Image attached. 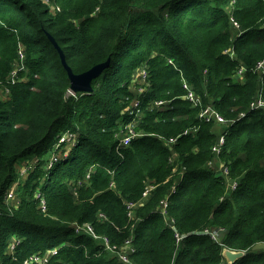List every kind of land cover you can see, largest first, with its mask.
Wrapping results in <instances>:
<instances>
[{
  "label": "trees",
  "instance_id": "1",
  "mask_svg": "<svg viewBox=\"0 0 264 264\" xmlns=\"http://www.w3.org/2000/svg\"><path fill=\"white\" fill-rule=\"evenodd\" d=\"M48 33L75 73L111 58L92 93L69 96ZM20 49L25 69L12 82ZM263 59L264 0H0V79L8 89L0 100V264L54 248L48 264H229L225 248L246 252L233 264H264V249H253L264 242V110L250 108L264 91V71L255 70ZM242 65L244 80L236 81ZM142 67L149 76L141 94ZM183 81L227 119L247 112L225 129L228 177L204 169L219 135L198 119ZM141 99L135 131L143 135L124 145L122 112ZM158 100L170 105L154 108ZM67 132L75 144L61 143L63 157L45 165ZM28 156L40 161L18 180ZM228 180L238 181L229 193ZM16 183L18 204L7 199ZM149 184L155 188L142 200ZM175 184L164 214L161 201ZM129 202L138 203L132 216ZM76 223L91 224L120 251L130 240V263ZM220 227V242L204 233Z\"/></svg>",
  "mask_w": 264,
  "mask_h": 264
},
{
  "label": "built area",
  "instance_id": "2",
  "mask_svg": "<svg viewBox=\"0 0 264 264\" xmlns=\"http://www.w3.org/2000/svg\"><path fill=\"white\" fill-rule=\"evenodd\" d=\"M226 53H228L231 56L232 59H236V54H235V52L233 51L232 48H229L226 51ZM19 55H20V60H19V64L20 65H19V67L17 69H14L12 71L11 75H10V78H11L12 82H15L16 77L18 75V71L21 70V69H25V64H24L25 53H24L23 49L19 50ZM243 70H244V68L241 67L239 69V71H238V74H242L244 72ZM255 70L258 71L259 73H262L264 71V59L257 64ZM204 72H206V71H204ZM140 75L143 78H147L149 76V72H148L146 67H142L141 68ZM1 83H2V81L0 79V84ZM183 83H184V88L186 90V94L184 95V98L186 100H188L194 107H199L200 108L199 109V113H198V118L200 120L204 121V122L214 123V124H217V125H226L229 128L237 120L241 119L242 117H245V115L247 114V112H243V113L240 114L239 117H237L235 119H227L224 115H222V113L219 110L216 109V107H214L212 105L203 106L202 98L192 88L191 84L188 83L187 81H183ZM69 93L72 94V93H75V92L70 89ZM169 103H170V101H165V100L154 101V105H157V106H165V105H167ZM141 105H142V99L141 100H137L135 103H133L132 106H131V109H130L131 110V114L137 115V113L141 110ZM250 108L252 110H258V109H263L264 110V91L261 88L258 89V91L256 92V96L251 101ZM136 126L137 125H135L133 127H127L129 131L127 132V135L125 137L121 138L122 144L129 145V143L131 142V140L134 137L143 135V133L135 131V127ZM227 129H226V131H227ZM193 131H197V127H194L193 129L185 130L183 132V135H188L189 133H191ZM69 134H70V137H69L70 139H74L75 138L74 134H72V133H69ZM65 136H66V134L62 136V138L60 139V142H64L66 140ZM177 139H178V137L171 138L169 140V143H175L177 141ZM225 142H226V132L222 131L220 133L219 137H218V140H217L216 144L213 147V151H214V153L216 155H220V153H221V151H222V149H223V147L225 145ZM74 144H75V141H74ZM57 159L58 158H55L53 162L57 161ZM53 162H51L49 164V167L51 165H53ZM24 167H27L26 173L21 174V172H20V177H24V176H26L28 174L29 167L28 166H24ZM24 167H22L20 169V171ZM223 169H224V172L222 174L226 175V177H228L229 176L228 166L223 164ZM87 177H89V175ZM17 184L18 183L14 184V186L8 191V194H7L8 201H11V202H13L15 204H18L17 196H16V193H15ZM177 185L176 184L173 185L171 190H170V192H169V194H168V197L161 201V210H162V212L164 214H166V209L168 208L169 203H170V201H169L170 195H172L173 193L177 192V189H178ZM229 185L232 187V190H234L237 187V185H238V181H235V180L229 181ZM111 186H113V183H112ZM154 188H155L154 184L147 185V187H146V189H145V191L143 193L142 200H145L150 195L151 191ZM137 205H138L137 202H129L128 203V209H129V215L130 216L133 215L134 208ZM44 206H45V202L43 203V207ZM76 229H77L78 232H85V233L90 234L91 236H93L94 238H96L98 240H102L107 245L108 248L114 250L117 253V255H118V257L120 258L121 261H123L124 263H130V259H129V256H128V249H129V246H130V240L126 241V245H125L126 249H123V251H120V250H117L116 246H111L110 245V239L107 236L99 235L94 230V228H93V226L91 224H89V223H86V224H78V223H76ZM225 231H226L225 228L220 227V228H217L216 230H213V231H211L210 229H205L204 233L210 234L211 237L215 241L220 242L221 241V237L225 233ZM176 237H177L178 242L180 243V241L182 240L184 235H181L180 233L177 232ZM19 242H20V240L18 238L12 239V241L9 244V251L10 252L15 251V248L19 244ZM57 250H58L57 248H54V249H51V250L47 251L44 254H41V253L33 254L30 257H28L23 262V264H48L50 257L53 254H55L57 252Z\"/></svg>",
  "mask_w": 264,
  "mask_h": 264
},
{
  "label": "rangeland",
  "instance_id": "3",
  "mask_svg": "<svg viewBox=\"0 0 264 264\" xmlns=\"http://www.w3.org/2000/svg\"><path fill=\"white\" fill-rule=\"evenodd\" d=\"M47 2H49L50 0H46ZM231 8V3H229L227 6H226V9L228 10V9H230ZM233 33L235 34L236 33V30L235 29H233ZM19 65L20 64H18V66L15 68V69H17L18 67H19ZM140 71H141V69H140ZM140 71H139V75H138V80H139V82L137 83V86H136V90H137V87H138V92H141V94L143 93V91H144V88H146V86H147V80H148V77L147 78H143L141 75H140ZM234 77L236 78V79H242V75H238V74H235L234 75ZM77 93L78 92H75V93H69V96H72V97H77ZM136 95V94H135ZM8 98V89H4V87H3V85H1L0 84V100H5V99H7ZM132 104L133 103H129L128 105H127V107L125 108V110H123V112H122V114L124 115V116H126V117H128L129 119V121H128V123H124V124H122V126H124L123 127V131H121V133H120V139L121 138H123V137H125L126 135H127V132L129 131L128 130V128L127 127H133V126H135V125H139V123H140V121H141V118H143V116H144V111L143 110H140L138 113H137V115H133V114H131V106H132ZM152 104L153 103H151L150 105L152 106ZM159 109V108H158ZM217 133H219L218 135H220V133L221 132H219L218 131V129H217ZM66 134V136H65V141L64 142H60V139L62 138V136L60 137V139H59V142H57L56 144H55V148H57V147H59L58 149H56V150H59L58 152L57 151H55V149H54V151L53 152H51L48 156H47V160H46V164L45 165H47V166H49V164L51 163V162H53L54 161V159L55 158H61V157H63V155H64V152L66 151L65 149H64V147H63V144L64 143H68V145L70 146L71 144H74V141H76V139L74 138V139H70L69 137H70V134L67 132V133H64V135ZM163 140H165L163 137H161ZM61 143H63V144H61ZM63 147V148H62ZM71 147V146H70ZM66 154H68V153H66ZM221 155V154H220ZM220 155H214L213 156V158L211 159V161H209V162H207V164H206V167L204 166V169H206V168H208V169H212V170H214V172L215 173H220V174H222L223 172H224V169H223V162H222V160H221V157H220ZM26 161V162H25ZM40 160H39V158L38 157H36V156H28L27 158H24L22 161H20V165H18L17 166V168H18V180H21V179H24V178H26L27 177V175L26 176H24V177H20V172H21V174H24V173H26V170H27V167H24V166H28L29 167V169H30V167H32V166H34L36 163H38ZM211 162V163H210ZM22 167H24L21 171H20V169L22 168ZM214 167H216V168H214ZM46 168V167H45ZM47 170V169H46ZM29 172V171H28ZM228 187L230 188V190H232V187L228 184V186H227V189H226V192H228L229 193V190H228ZM36 191V194H38L39 193V188L37 189V190H35ZM133 214H134V211H133Z\"/></svg>",
  "mask_w": 264,
  "mask_h": 264
},
{
  "label": "water",
  "instance_id": "4",
  "mask_svg": "<svg viewBox=\"0 0 264 264\" xmlns=\"http://www.w3.org/2000/svg\"><path fill=\"white\" fill-rule=\"evenodd\" d=\"M48 36L54 43L60 54L61 63L68 74L70 89L74 92L92 93L94 91V87L92 85L93 80L98 78L105 71V69L109 67L111 58H108L106 61L94 65L87 71H84L82 73H75L72 67L68 64L62 47L58 44L52 34L48 33ZM253 249H264V242L257 243L253 246ZM245 253V251L225 248L223 251V256L227 259L229 264H233L238 259L244 257Z\"/></svg>",
  "mask_w": 264,
  "mask_h": 264
},
{
  "label": "crops",
  "instance_id": "5",
  "mask_svg": "<svg viewBox=\"0 0 264 264\" xmlns=\"http://www.w3.org/2000/svg\"><path fill=\"white\" fill-rule=\"evenodd\" d=\"M241 67H243L244 68V72L242 73V74H238V71H239V69L241 68ZM239 69H238V71H237V73L236 74H238V75H242V79L240 80V79H236V81H243L244 80V77H245V72H246V69H245V67L242 65ZM188 101V100H187ZM189 102V101H188ZM190 103V102H189ZM191 104V103H190ZM202 104H203V106H206V103H204V101H203V98H202ZM170 104H167V105H165V106H157V105H155V107L154 108H162V107H167V106H169ZM208 105H210V104H208ZM213 106V105H212ZM191 107H193V108H195V109H198V112H197V116H198V113H199V107H194L192 104H191ZM217 109V108H216ZM218 110V109H217ZM199 119V118H198ZM200 120V119H199ZM201 121V120H200ZM212 124H214V123H212ZM216 126H215V129L217 128L218 129V131L219 132H222V131H225V129H227L228 128V126H226V125H217V124H215ZM194 127H197V126H194ZM219 134V133H218ZM214 155H216L215 153H214ZM211 161V160H210ZM26 162V161H25ZM223 162V161H222ZM211 163V162H210ZM224 164V163H223ZM214 168H216V167H214ZM218 174H220V173H218ZM221 175H223V174H221ZM228 184H229V181H228ZM228 186V185H227ZM228 190L230 191V188L228 187ZM74 226H76V224H74Z\"/></svg>",
  "mask_w": 264,
  "mask_h": 264
},
{
  "label": "clouds",
  "instance_id": "6",
  "mask_svg": "<svg viewBox=\"0 0 264 264\" xmlns=\"http://www.w3.org/2000/svg\"><path fill=\"white\" fill-rule=\"evenodd\" d=\"M221 154V153H220ZM233 250V249H232ZM225 260H226V258H225ZM226 262L228 263V261L226 260Z\"/></svg>",
  "mask_w": 264,
  "mask_h": 264
}]
</instances>
